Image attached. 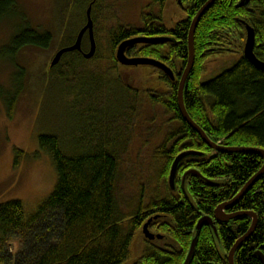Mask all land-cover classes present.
Wrapping results in <instances>:
<instances>
[{
  "label": "trees",
  "instance_id": "obj_1",
  "mask_svg": "<svg viewBox=\"0 0 264 264\" xmlns=\"http://www.w3.org/2000/svg\"><path fill=\"white\" fill-rule=\"evenodd\" d=\"M92 1L79 0L85 8ZM106 1L96 0L91 8L94 57L83 58L89 46L84 37L81 53L63 55L57 66L49 68L48 75L71 89L81 79L75 81L69 72L78 71L76 77L83 75L86 82L90 80L84 76L90 70L113 77L111 83L123 92L125 103L112 121L99 113L97 124L72 150H66L55 134L38 137L40 150L53 163L56 185L31 215L25 214L19 201L0 204V264H183L196 235L197 221L212 217L214 209L231 200L263 165L262 158L253 154L213 155L179 113L177 89L188 59L189 26L207 0H181L185 17L172 25L163 20L167 0H152L145 9L156 8V12L144 9L139 26L118 25L103 32L96 15L100 8L109 7ZM240 1L217 0L201 18L194 34L195 59L184 85L183 103L211 142L228 148L264 150V72L243 56L249 26L255 34L253 54L264 62V0H249L243 6ZM17 8L16 0H0V23L12 18ZM83 18L85 23V13ZM77 32L61 33V39H67L61 48L72 45ZM134 37L171 39L156 46L134 45L125 54L161 62L173 72L174 81L153 67H139L142 76L136 82L130 73L135 68L117 63L118 44ZM52 41L51 33L25 26L0 50V62L14 64L18 81L16 92L6 103L9 119L26 77L25 69L15 64L17 55L28 47L46 50ZM234 48L239 49L236 63L203 83L209 61L233 54ZM97 80L101 83V77ZM143 127L146 130L142 131ZM139 130L147 137L141 146L147 155L141 171L135 161L128 165L129 159L120 150L123 141L135 139ZM187 150L204 156L181 162L172 191L168 185L170 167L175 157ZM188 170L212 183L188 176L182 187V176ZM237 211L254 213L258 222L253 235L235 252L234 264H261L256 252L264 254V175L236 206L226 209L227 213ZM154 217L157 219L152 220L149 230L162 240L149 242L141 229ZM250 224L249 218L216 224L217 236L208 226L202 227L189 264H228V252ZM135 244L139 247L132 258ZM13 245L16 251L11 254Z\"/></svg>",
  "mask_w": 264,
  "mask_h": 264
},
{
  "label": "rangeland",
  "instance_id": "obj_2",
  "mask_svg": "<svg viewBox=\"0 0 264 264\" xmlns=\"http://www.w3.org/2000/svg\"><path fill=\"white\" fill-rule=\"evenodd\" d=\"M16 3L17 12L9 20L0 23V50L25 26L39 32H49L53 37L48 49L28 47L17 55L15 64L25 69L26 77L11 119L7 115L6 103L16 92L18 81L14 64L0 62V204L19 201L25 214L31 215L56 185L53 163L40 150L38 137L55 134L61 137L66 150H72L85 137V132L97 124L99 113L112 121L121 112L125 96L114 88L111 83L113 77L99 76L93 70L84 76L89 82L83 75L82 78L76 77L78 71H74V74L69 72V77L75 78V81L81 79L72 89L69 84L61 85L57 78L48 75L51 60L62 45L67 44V39H61L63 33H74L83 28L86 8L79 0H16ZM106 3L109 7L100 8L96 15V23L103 32L118 25L139 26L140 13L151 5L152 0H107ZM149 9L156 12V8ZM149 9L145 11L149 12ZM184 17L178 0L166 2L163 20L167 25L175 24ZM104 40L102 37V48L106 45ZM238 53L239 49L234 48L233 54L211 59L202 82H208L230 69L236 63ZM133 68L130 73L137 82L142 71L139 67ZM100 77L101 83L97 82ZM138 133L135 139L123 141L126 145L121 144L120 150L122 156L130 160L127 164L131 165L135 161L133 163L139 164L138 171H141L147 157L141 146L147 137L140 130ZM138 247L135 244L132 248V258ZM10 248V253L14 254L16 245Z\"/></svg>",
  "mask_w": 264,
  "mask_h": 264
},
{
  "label": "water",
  "instance_id": "obj_3",
  "mask_svg": "<svg viewBox=\"0 0 264 264\" xmlns=\"http://www.w3.org/2000/svg\"><path fill=\"white\" fill-rule=\"evenodd\" d=\"M96 0H93L95 2ZM217 0H207L197 11L195 16L192 18L189 26L188 36H187V48H188V59L186 66L181 74L179 83H178V89H177V105L179 113L184 120V122L200 137L203 144L206 145L210 150H212L214 153L219 154H253L257 155L262 158L263 165L259 169V171L253 175L241 188V190L229 201L223 202L219 204L213 212V218L210 216H203L201 217L195 226L196 235L192 239L190 248L188 251V254L186 256V259L183 264H189L197 243V236L199 231L204 226H208L211 228L212 232L215 236H217V228L216 224L224 223L226 224L230 220L233 219H240V218H249L251 220V224L247 230V232L242 235L240 238H238L235 243L233 244L232 248L227 254V262L228 264H234V255L235 252L238 250V248L246 242L254 233L256 226H257V216L252 212H234V213H226V209L232 208L236 206L240 200L243 199V197L249 192V190L254 186V184L259 181L263 175H264V150L259 148H244V147H224L218 144H215L211 142L204 131L196 125L192 119L189 117L188 113L185 110L184 103H183V90L185 82L193 68L194 65V59H195V51H194V34L196 31V28L203 17V15L210 9V7L216 2ZM249 0H241L239 5L243 6L246 4ZM86 22L85 25L79 32L77 33L75 42L69 46L59 49L53 59L50 62V68H53L57 66L62 58L63 55L67 53H72L75 51H78L81 53V42L83 39V36L87 34L88 40H89V49L87 52L82 53V56L85 60H90L94 57L96 52V42L94 39V26L93 21L91 18V7L88 8V10L85 12ZM171 42V39L166 37H134L125 41H122L118 44L116 51H115V59L117 63L123 67H153L161 72H163L171 81H174V74L173 72L167 68L164 64H162L159 61L149 59V58H129L126 56L125 52L126 49L134 46V45H160ZM255 43V34L254 31L249 27L246 26V38L243 46V56L249 61V63L255 67L256 69L264 72V62L259 61L253 54V48ZM204 154L200 152L195 151H184L178 154L175 159L172 162V165L170 167L169 175H168V185L172 191L175 189V182L176 177L178 173L179 165L182 161L188 158H201ZM191 176L194 178H198L200 180H203L205 183H212L211 181L204 179L198 172L194 170H189L184 173L182 176L181 186H184V182L186 177ZM157 217H154L153 220H156ZM152 222V219H149L143 226H142V235L145 240L152 242L154 240H161L162 237L160 235H153L149 232L148 226ZM264 249V246H262ZM256 256L258 260L261 262V264H264V254L261 251L256 252Z\"/></svg>",
  "mask_w": 264,
  "mask_h": 264
},
{
  "label": "flooded vegetation",
  "instance_id": "obj_4",
  "mask_svg": "<svg viewBox=\"0 0 264 264\" xmlns=\"http://www.w3.org/2000/svg\"><path fill=\"white\" fill-rule=\"evenodd\" d=\"M168 1V0H167ZM178 3H179V5H180V7H182V5H181V0H178ZM90 4H88L87 5V8H88V6H89ZM91 8H92V6H91ZM78 33V32H77ZM77 36V35H76ZM84 37H87V35L85 34V36H83V38ZM87 39H88V37H87ZM83 40V39H82ZM88 43H89V40H88ZM81 44H82V42H81ZM71 46V45H70ZM67 47H69V46H67ZM214 155V154H213ZM238 212V211H237ZM227 213V212H226ZM230 213H234V212H229L228 214H230ZM212 218H213V216H212ZM235 219H233V220H230L229 222H227L226 224H229L230 222H232V221H234ZM151 224V223H150ZM215 224H219V225H226V224H224V223H219V222H217V223H215ZM148 230H149V226H148ZM149 232L150 233H152L150 230H149ZM153 234V233H152ZM155 235V234H154ZM153 242H155V241H153Z\"/></svg>",
  "mask_w": 264,
  "mask_h": 264
},
{
  "label": "bare ground",
  "instance_id": "obj_5",
  "mask_svg": "<svg viewBox=\"0 0 264 264\" xmlns=\"http://www.w3.org/2000/svg\"><path fill=\"white\" fill-rule=\"evenodd\" d=\"M92 4H93V3H91V4L88 6V8H89V7H91V6H92ZM88 8H86V10H85V11H87V10H88ZM74 42H75V41H74ZM49 66H50V65H49ZM257 252H258V251H257ZM259 262H260V261H259ZM260 263H261V262H260Z\"/></svg>",
  "mask_w": 264,
  "mask_h": 264
}]
</instances>
